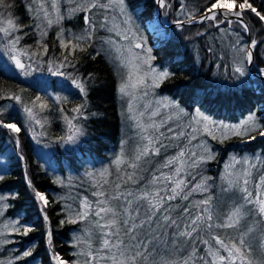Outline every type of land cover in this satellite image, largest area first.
<instances>
[{
  "label": "trees",
  "instance_id": "obj_1",
  "mask_svg": "<svg viewBox=\"0 0 264 264\" xmlns=\"http://www.w3.org/2000/svg\"><path fill=\"white\" fill-rule=\"evenodd\" d=\"M30 1L6 0L10 7L0 8V19L6 20L11 15L21 26L20 31L14 32L15 36L20 37V49L35 60L59 65L66 53L56 39V28L51 29L45 38H40L36 31L37 20L31 16L34 7L29 5ZM210 2L211 0H169L171 6L167 10L162 9V17L167 24L174 23L177 19L186 21L190 13L196 17L201 15ZM249 2L264 14V0ZM125 7L147 38L151 47V65L174 73L157 87L158 95H165L176 101L178 108L188 115L198 110L211 119L226 123L237 122L253 113L257 116L264 113V80L253 78L247 71L246 62L243 64L246 72L244 77H239L232 71L237 62L244 61L245 52L240 49H247L248 46L247 35L239 24H221L217 28L208 22L183 26L182 29L169 27L164 29L161 38L152 41L146 25L154 21L155 0H125ZM97 10L101 11L93 9L88 14L95 24L92 40L84 51L77 50L68 57L75 66L66 64L61 68L65 73V82L61 85L54 81L50 84L29 82L0 69V122L16 123L21 129L18 134H10L0 124V159L6 162L1 175L3 179L0 180V195L9 194L6 201H0V226L12 227L14 220L19 219L21 224L31 225L33 229L26 236L13 233L10 244L0 243V264H8L15 256L19 257L17 264H53V252L71 264L76 261L84 264L85 257L80 255L79 250L83 246L74 244V237L82 235L90 226L87 222L61 224L62 220H66L65 196H76L74 205L85 197L94 202L96 197L92 195L95 190L92 185L95 181L89 178V172L98 174L108 168L111 173L109 179L115 180L117 173L112 160L119 148L121 131L118 75L101 51L100 40L105 34L100 28L98 20L101 17L99 12L96 14ZM84 15L79 14L76 19L80 24L86 25ZM243 19L248 24L250 43L256 41V47L252 49L251 72L259 75L260 69H264V22L247 10ZM44 45L48 48L46 55L43 52ZM73 77L85 84L86 95L77 88L72 90ZM49 91H62L67 100L61 99L56 103L47 94ZM16 96L20 97V101L15 100ZM37 97H40V101H36ZM9 103L17 107L7 110L4 106ZM40 103H45L48 107L41 110ZM26 107L39 116L43 127L30 121L25 112ZM77 107L81 108L80 113L73 111ZM65 117L81 129V134L74 142L60 140L69 135ZM129 140L126 146L133 142V139ZM248 141V137L236 136L222 142L213 141L212 148L216 153L214 159L197 169V181L200 177H211L208 181L210 191L206 195L212 196L217 215L227 213L240 196L233 188L222 191L227 185L216 183L229 153L240 157L252 156L256 161L262 160L259 170H254L255 182L258 181L259 172H264V138ZM174 150L169 146L162 150L159 157H152L151 165H146L143 170V176L150 177L148 168L152 165L158 168L159 163ZM134 154L135 150L129 152L127 149L128 159ZM49 167H53V173H49ZM125 170L131 171L127 168ZM29 179L32 187L28 186ZM66 181L75 183V187L67 186ZM128 187L129 190L136 189L133 184ZM69 188L76 193H70ZM33 189L45 194L49 200L43 213L38 210ZM203 198L199 193L191 197L192 200ZM174 203L183 206L186 202ZM41 213L47 214L48 221L43 219ZM241 224L242 227L255 225L256 231L252 238L259 244L260 237L264 236V222H259V217L253 214ZM49 230L52 233L51 245L47 240ZM215 231L225 236L228 233L236 234L233 229ZM203 247L200 246V255H203ZM25 250H30L32 255L21 259ZM172 255L175 259L186 258L183 250Z\"/></svg>",
  "mask_w": 264,
  "mask_h": 264
},
{
  "label": "snow or ice",
  "instance_id": "obj_2",
  "mask_svg": "<svg viewBox=\"0 0 264 264\" xmlns=\"http://www.w3.org/2000/svg\"><path fill=\"white\" fill-rule=\"evenodd\" d=\"M155 3L159 8L165 10L171 6L169 0H155ZM8 7L10 5L6 3V0H0V8ZM117 7L121 14H125V0H106V2L104 0H81L71 11L85 13L83 19L88 27L82 34L74 37L65 36L63 31L57 35L56 39L60 48L65 50L66 54L61 64L53 66L50 63L48 71L53 75H65L61 68L66 64L75 66L68 57L74 55L77 50L84 51L85 46L92 40L91 33L94 31L95 24L88 14L93 9L109 11ZM51 8L59 13L57 0H52ZM246 10L254 13L260 21L264 22V14L258 11L249 0H211L199 18L190 13L187 21L177 19L174 23L180 29L185 23L203 24L205 21H211L217 28L221 24L231 26L233 23H237L247 32L249 31L248 24L243 19ZM39 11L43 12V19L47 21L48 26H51L53 20L43 4L39 5ZM232 17H235L236 20L233 21ZM62 18L59 14L57 15V20ZM106 23L107 19H105ZM123 23L129 25L130 20L126 18ZM20 30L21 26L11 18V15L6 20L0 19V33L11 38L4 50L9 53V58L15 67L28 75L31 65L26 67L19 58L24 55L17 48L20 37L13 36L14 32ZM111 30H115V27ZM131 31L129 27L125 32L116 31V35L127 40L132 47L145 50L150 54L151 49L145 48L144 42L135 32H132L131 37L128 35V32ZM109 43L115 44V41H109ZM255 47L256 41L253 40L247 49H240L245 52V58L244 61L237 62L233 67L234 74H238L239 77L246 75L243 64L245 62L252 63L251 49ZM116 51L119 54L116 59L120 61L121 66L128 69L126 75L122 77L119 87L122 96L136 99L141 90H143V95L147 96L149 86L157 88L174 75L172 72L157 71L153 68L149 63L150 55L147 59H143V65H147L145 70L140 63L139 55L133 59L131 55L126 57L120 48H117ZM127 51L131 53V47ZM43 52L45 55L48 53L46 45L43 46ZM260 72L264 73V69H260ZM72 82L80 93L86 95V87L82 81H77L73 77ZM15 100L20 101V97L16 96ZM36 101H40V97H37ZM36 101L33 102V106ZM161 103L176 108L175 116L161 117L159 110ZM156 104L155 108L151 104L143 105L144 110L131 117L139 130L140 143L131 159L126 160L123 151L115 158L113 162L117 173L115 180L109 179L111 173L108 168L98 174L87 173L89 178L95 181L92 185L95 189L92 193L96 197L95 201L90 202L85 197L77 208L74 209L70 205L65 207L66 220H62L61 224L87 222L90 226L82 235L76 237L77 243L83 246L80 255L85 257L84 264H264V236L260 237L259 244L254 247L252 237L256 231L255 225L242 227L241 224L253 214L259 217V222H264V174L260 175L259 181L255 185L256 190H250L248 186L252 176L251 169L255 165L250 164L247 160L241 161L233 157V162L225 170V175L221 177L227 185L222 188V191L236 188L240 192V196L227 213L217 215L212 196L206 195L210 191L208 181L211 177H200L197 181L199 175L197 169L202 163L213 159L212 151L204 144L198 145L203 149V154L187 147L192 145V141L197 140V133L201 131L210 135L212 139H217L215 130H219L222 140L227 139L229 133L237 136L246 135L249 140H255L256 136L250 134L258 133L259 136L264 137V127L256 122V117L252 114L243 124L230 126L227 124L214 125L212 120L197 111L196 124L202 123V129L189 124L187 128L177 130V128L167 126L168 121L173 119L179 121L184 115L183 111L170 102L157 101ZM47 107L45 103L39 104L41 110ZM132 110L133 104L129 103L128 112L131 113ZM73 111L80 113L81 108L77 107ZM25 112L30 121L41 124L40 119L36 117L31 108L26 107ZM146 114L147 118L145 119ZM157 117H161L158 122ZM65 119L69 127V135L66 138L61 137L60 140L66 139V142H74L76 137L81 134V129L73 125L67 117ZM0 124L15 134L21 130L16 123L0 122ZM41 127H43L42 124ZM161 129H165V131H161ZM184 140H187V145L177 143L175 155L166 157L163 162L159 163L158 168L154 165L150 166L148 168L150 177L143 176V170L146 165H151L152 157H159L162 150L167 149L173 142ZM237 164L244 166L237 171ZM125 166L131 171H126ZM2 179L3 176H0V180ZM129 184L136 185V189L129 190ZM28 186L32 187L30 179ZM33 191L35 201L43 205V207L38 206V210L43 213L49 200L42 192L35 189ZM195 193L201 194L204 198L192 200L191 197ZM0 199H4V197H0ZM176 201L186 203L181 206L174 203ZM90 217L91 219H89ZM43 219L48 221L46 213H44ZM12 227L17 234L25 236L33 230L31 225L21 224L19 219ZM217 229H233L236 234L221 235L220 232L215 231ZM47 240L51 245L52 233L50 230L47 232ZM201 245L204 246L203 255L199 254ZM257 249L259 256L256 255ZM182 250L186 253V258L175 259L172 254ZM31 255L30 250H25L20 258H27ZM51 258L53 264H71L55 252ZM9 264L12 262L10 261ZM75 264H80V262L76 261Z\"/></svg>",
  "mask_w": 264,
  "mask_h": 264
},
{
  "label": "rangeland",
  "instance_id": "obj_3",
  "mask_svg": "<svg viewBox=\"0 0 264 264\" xmlns=\"http://www.w3.org/2000/svg\"><path fill=\"white\" fill-rule=\"evenodd\" d=\"M80 2H81V0H57V5H58V9H59V13H57L56 10L51 8L52 0H31L29 5H33V7H34L31 16L33 17L34 20L35 19L37 20L36 21V23H37L36 24L37 25L36 31L39 34L40 38H45L47 33L53 28H56V31H55L56 36L61 31H63L65 36H67V37H74L76 35L82 34L87 29L88 26L80 24V22L76 19V16L79 14H85V13H83V12L73 13L71 11ZM104 2H106V0H104ZM40 4H43L44 8L48 10L50 17L53 20V24L51 26H48L47 21L43 19L44 14L42 11H39V5ZM101 11L99 12V10H97V12H96V14L99 12L98 15H100L101 18L98 21L100 23V28L103 29L104 34H105V35H102V38L100 40L101 44H102L101 45V51L104 54V56L106 57V59L110 62V64L114 67V69L118 75V86H117V95L118 96L117 97H118V103H119L118 113H119V117H120V121H121V131H120V143H119L118 151L116 153V157L118 155H120L121 151H123L124 157L127 160L128 159L127 149L129 152L130 151L133 152L136 148L135 147L136 143H140V141H139V130L137 129V127L135 125V121L131 117L136 116V115H138V113L140 111H143L144 110L143 105H145V104H151L155 108L157 106V104H156L157 101L170 102V104H174V105H176V101L172 100L171 98H169L165 95H158V93L156 91L157 88H151L150 86L148 88V95L147 96L143 95V90H141L137 94L136 99H130V97H128V96H122L121 95V93L119 92V87H120V84L122 83V77L124 75H126L128 69L121 66L120 61L118 59H116V57L119 55L117 53L116 49L120 48L124 52V55L126 57L131 55L133 59L135 58L136 55H139L141 57L140 63L142 64V66L145 70L147 69V65H143V59H147L149 57V55L151 56V53L149 54L145 50L136 49V48L132 47L131 45H129V42L127 40H123L120 37H118L116 35V31L125 32L130 27L132 30L131 32H128V35L130 37L132 35V32H135L137 34V36L144 42L146 49H151V47L148 44L147 38L145 37V34H144L142 28L141 27L139 28V26L136 24V22L134 21L132 16L127 11L126 7H125V14H121L118 7L113 9V10H109V11H104V10H101ZM161 12H162V10H161ZM58 14H59V16H61L63 18L60 20H57ZM155 16H156V11L154 14V21H151L150 23H147V25H146V30L150 34V36L152 37V39H151L152 41H156L157 39H159L163 36L165 28H162L160 24H163L165 26L169 25V24H167L166 20L163 19V17H161V23H160V21H158L155 18ZM126 18H128L130 20L129 25H125L123 23L124 19H126ZM105 19H107L106 24H105ZM208 22H211V21H205V23H208ZM205 23H203V24H205ZM211 23H213V22H211ZM170 24H174V23H170ZM198 25H202V24H198ZM190 26H192V25H190ZM114 27H115V30L110 31V29H113ZM44 33H46V35H44ZM91 35H92V33H91ZM13 36H15L14 33H13ZM10 39H11L10 37H6V36H4L3 33H0V69L1 70L13 73L23 80H26L29 82H35L38 84L39 83L50 84L51 81H54L55 83L61 85L62 83L65 82V78L63 77V75H53L51 72L48 71V66L50 63H45L41 60H35L34 57H31V55L27 54V52L23 51V49H20L17 45L18 51L24 53V55H21L19 58L26 65V67L28 65H31L30 69H28V71H29L28 75H25L23 72H21L20 69L15 67V64L9 58V53L4 50L5 46L8 44V41ZM109 41H115V44H110ZM129 47H131V53H129L127 51V49ZM29 57H31V59H29ZM149 63L151 64V59L149 60ZM52 65L57 66L55 64H52ZM252 66H253V64H252ZM153 68H155V67H153ZM156 70L160 71L159 69H156ZM259 75L264 76V73H260ZM149 85H150V80H149ZM72 90H76L75 85H73ZM47 94L56 103H59L61 99L67 100L65 93L62 91H58V92L56 91L55 93L53 91H49V92H47ZM129 103L133 104V110L131 113L128 112V104ZM4 107H7L6 109L10 110L13 107H17V106L15 104L9 103ZM177 108H178V106H177ZM159 110L161 112V117L166 118L169 115L174 117L177 109L173 108L171 106H165L164 103H161L159 105ZM197 111L198 110H195V112H193L191 115H188V114H186V112H183L184 115L181 117V119L179 121H177L175 119L170 120V121H168L167 126H171V127L177 128V130H180L183 128H187V126L189 124H192L193 126H196V127H199L202 129L203 128L202 123L199 125L196 124V120L198 119ZM252 115H255L256 122L258 124H260L262 127H264V122H261V120L264 119V113H261V115H259V116H257L255 113H253ZM248 116L249 115H247L246 117H244V118H242L239 121L234 122V123H226V122L211 119L209 117L208 118L214 122V125L227 124V125L232 126V125L243 124V122L245 120H247ZM36 117L39 119L38 115H36ZM161 117L156 118L157 122L161 119ZM146 118H147V114L145 116V119ZM31 122L36 124L34 121H31ZM161 131H165V129H161ZM9 133L14 134L11 131H9ZM215 135L217 136V139H212V137L210 135H208L207 133H204L203 131L198 132L197 133V140L192 141V145H188L187 147L191 148L193 151H199L201 154H203V149L199 148L198 145L204 144L207 146L208 149H211L212 154H213V159H214L216 153H215V151H213L212 142L213 141L220 142L222 140L221 132L219 130H215ZM250 135H255L256 139L255 140H249L248 142H253V141L260 140V139L264 138V137L259 136L258 133H251ZM234 136L240 137V138L248 137L246 135L237 136V135L229 133L228 138H231ZM129 139H133V142L129 146H126L128 141H130ZM223 140H225V139H223ZM177 143H183V144L187 145V140L175 141L174 145L170 144V148H175V150L173 152H170L169 154H167L168 156H166V157H171V156L175 155V153L177 151V148H176ZM10 150H12L11 146H10ZM233 157H235L236 159L241 160V161L247 160L250 162V164L255 165V167H253L251 169L252 176L250 178V184L248 186L250 190L255 191L256 189L253 190V187L258 183L260 175L264 174V172L263 173L259 172L260 175L257 176L258 181L255 182V177H253V176H255L254 173L256 171L254 172V170H259L260 166L262 165V160L257 159V161H256L255 157L248 156V155H243L240 157L235 153H229L227 160L221 166L220 173H219V176L216 180V183H219L220 185L225 184V182L221 179V177H223L225 175V170L228 168L229 164L233 162ZM115 158L112 160V164L116 168L115 164L113 163ZM203 164H205V163H202L201 165H203ZM243 166L244 165H242V164H237L236 170L237 171L241 170ZM5 167H6V162L4 160L0 159V176L2 175ZM125 168H126V166H125ZM53 171H54L53 167H49V173H53ZM165 171H167V170H165ZM65 184L69 187H75L74 185H76L75 183L70 182V181H66ZM233 189L235 191H237L238 193H240L236 188H233ZM68 190L70 193H76V191L71 189V188H69ZM0 197H4V199H0V201H6V199H8V197H9V194H2V195H0ZM65 200L67 202V203L65 202V205L66 206L70 205L74 209L77 208L79 206V203H80V201H79L78 204L74 205V202H76L77 199H76V196H74L73 194L65 196ZM37 204L39 206H41L38 201H37ZM6 205L7 204L5 203V206ZM15 222H16V220H14L13 224ZM17 227H18V225H17ZM0 233H2V234H0V243L3 242L4 244H10L13 240L12 235H13V233H16V232L14 231L13 227L8 228V226L5 227L4 225H1L0 226ZM77 236L78 235H76L74 237V244H76V245H78L77 240H76ZM252 243H253L254 247H257L258 243H256V241L253 238H252ZM79 250L82 251V248H80ZM256 255L259 256L258 249H257ZM18 259H19V257L15 256L11 260L12 264H17Z\"/></svg>",
  "mask_w": 264,
  "mask_h": 264
},
{
  "label": "water",
  "instance_id": "obj_4",
  "mask_svg": "<svg viewBox=\"0 0 264 264\" xmlns=\"http://www.w3.org/2000/svg\"><path fill=\"white\" fill-rule=\"evenodd\" d=\"M155 6H156V16H155V18H156L158 21H160V23H161V17H162V12H161V10H162V9L159 8V6H158L157 3H155ZM197 18H199V16H197ZM232 19H233V21L236 20L235 17H232ZM186 21H187V20H186ZM198 24H200V23H192V24H190V23H185L184 26L198 25ZM160 25H161L162 28L177 27L175 23H174V24H169V25H167V26H165V25H163V24H160ZM246 35H247L248 46H249V44H250V34H249V31L246 32ZM248 46H247V48H248ZM251 51H252V50H251ZM252 56H253V54H252ZM252 64H253V60H252V63H251V64H248V63H247V65H246V66H247V71H248V73H249L253 78H258V79L264 80V76H261V75H257V74H253V73H251V67H252Z\"/></svg>",
  "mask_w": 264,
  "mask_h": 264
}]
</instances>
